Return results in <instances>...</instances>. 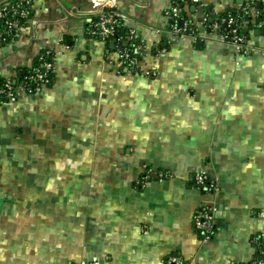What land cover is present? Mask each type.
I'll return each mask as SVG.
<instances>
[{
  "label": "crops",
  "instance_id": "1",
  "mask_svg": "<svg viewBox=\"0 0 264 264\" xmlns=\"http://www.w3.org/2000/svg\"><path fill=\"white\" fill-rule=\"evenodd\" d=\"M30 1L0 77L43 49L54 72L0 106V264L250 262L264 231V18L245 53L208 23L251 0L185 4L193 33L171 28L170 0ZM106 6L143 41L134 68L88 34ZM198 171L216 190L192 184ZM204 205L208 239L192 223Z\"/></svg>",
  "mask_w": 264,
  "mask_h": 264
},
{
  "label": "built area",
  "instance_id": "2",
  "mask_svg": "<svg viewBox=\"0 0 264 264\" xmlns=\"http://www.w3.org/2000/svg\"><path fill=\"white\" fill-rule=\"evenodd\" d=\"M264 2V0H260ZM27 0H9L0 3V44L13 41L19 34L23 25L20 19L26 17L25 6ZM185 7H180L173 4L170 0V6L166 9L165 15L169 20V25L174 31L182 33H193L191 27L193 21L190 17L184 18L182 10ZM186 10V9H185ZM187 11V10H186ZM187 14V13H186ZM124 15L114 6H106L100 13L89 22L87 31L90 36L101 42H112L117 54V61L120 65H127L126 68H134L139 61V56L144 53L143 41L135 34L133 29L124 30L123 34H117V29L124 27ZM178 20V24L174 21ZM207 16L204 17V21ZM181 21V25L179 22ZM221 22L226 26L225 29L219 32V37L222 41L233 44L237 50L247 52L251 49L248 43V38L239 32L241 25L237 18L233 15H228L221 19ZM195 27V26H194ZM212 29H220V23L214 21L209 24ZM123 45H120V42ZM52 54L50 49H46L44 53H40L38 63L31 71L25 73L19 80L14 78V73L5 75L0 83V106L7 101H13L19 93L34 94L41 89L44 84L50 82L52 73L54 72L53 61L49 60L46 55ZM154 71H146V74H153ZM192 184L206 192L216 190L215 180L204 171H198L192 176ZM214 207L212 205H204L199 207L193 218V228L201 234L203 239H208L214 229ZM253 240L259 245L258 253L261 258L255 259L251 264H264V231L253 236ZM91 262L89 264H95ZM163 264H183L182 259L177 254H170L163 259Z\"/></svg>",
  "mask_w": 264,
  "mask_h": 264
},
{
  "label": "trees",
  "instance_id": "3",
  "mask_svg": "<svg viewBox=\"0 0 264 264\" xmlns=\"http://www.w3.org/2000/svg\"><path fill=\"white\" fill-rule=\"evenodd\" d=\"M9 1V0H8ZM28 3L25 6L26 9V17H23L20 19V23L21 25H26L28 20L31 18V1L27 0ZM173 4H177L180 7L185 6V4L193 5L196 4L197 1L196 0H172ZM257 3H260V5H257ZM205 13H210L209 10H207V8H204ZM188 11V10H187ZM187 11L183 8L182 10V14L185 17V15H187ZM228 15H233L237 18L239 24L241 25L239 32L245 35V37H249L250 31L253 30L254 28H257L258 23L263 20L264 18V2H261L260 0H251L250 3L248 4H244L241 5V7L239 8H231L228 9L226 11H224L223 13H219L216 14L215 17L213 18V21L209 22L208 24L214 22V21H218L220 23V29L218 30L219 32L223 29H225V25L223 22H221V19H223L224 17H227ZM176 24H178V20L174 21ZM191 27L195 30L194 24L191 25ZM124 30H126L124 27L118 28L117 29V34H123ZM124 41L120 42V45H123ZM109 43V42H107ZM111 49V48H110ZM46 49L41 50L34 58L33 63L30 67H25L23 68L21 71H15L14 73V78L16 80H19L25 73L29 72L32 70L33 67H35L38 63V57L40 55V53H44ZM111 50H115V47L112 48ZM47 58L49 60L53 61V53L50 55H46ZM140 57V56H139ZM124 67H126L127 65H123ZM53 79V73L50 79V82L48 84H50L52 82ZM3 81V77H0V83ZM259 233H257L258 235ZM252 243L255 246V255L253 257V259L248 262L247 264H251L255 259H259L261 258V255L258 253V247L259 245L253 240L252 237ZM264 243V241H263Z\"/></svg>",
  "mask_w": 264,
  "mask_h": 264
},
{
  "label": "water",
  "instance_id": "4",
  "mask_svg": "<svg viewBox=\"0 0 264 264\" xmlns=\"http://www.w3.org/2000/svg\"><path fill=\"white\" fill-rule=\"evenodd\" d=\"M182 23H181V21L179 22V25H181ZM258 32H262V30L260 29L259 31H256V33H258ZM110 45H113V43L111 42L110 43Z\"/></svg>",
  "mask_w": 264,
  "mask_h": 264
}]
</instances>
